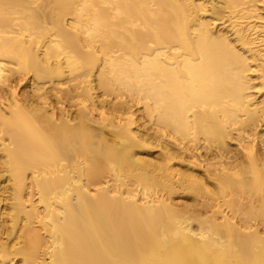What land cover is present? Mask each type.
<instances>
[{
  "label": "bare ground",
  "instance_id": "6f19581e",
  "mask_svg": "<svg viewBox=\"0 0 264 264\" xmlns=\"http://www.w3.org/2000/svg\"><path fill=\"white\" fill-rule=\"evenodd\" d=\"M0 264H264V0H0Z\"/></svg>",
  "mask_w": 264,
  "mask_h": 264
},
{
  "label": "rangeland",
  "instance_id": "374dc122",
  "mask_svg": "<svg viewBox=\"0 0 264 264\" xmlns=\"http://www.w3.org/2000/svg\"><path fill=\"white\" fill-rule=\"evenodd\" d=\"M136 115L139 116L140 114L138 113ZM164 197H166V196H164ZM172 198L174 199L175 203H177V205H182V204L186 205L189 212H190V215H192V216L195 215L194 217L200 216V214L205 213V212H203V208H200V206H198V203L196 204L195 199H193L188 194L179 193L178 195H175ZM204 211H205V209H204ZM202 217H204V216H202ZM196 225H197V223H192L193 228H195Z\"/></svg>",
  "mask_w": 264,
  "mask_h": 264
}]
</instances>
